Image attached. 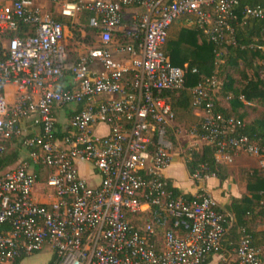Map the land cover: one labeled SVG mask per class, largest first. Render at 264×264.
<instances>
[{
  "label": "built area",
  "instance_id": "obj_1",
  "mask_svg": "<svg viewBox=\"0 0 264 264\" xmlns=\"http://www.w3.org/2000/svg\"><path fill=\"white\" fill-rule=\"evenodd\" d=\"M239 4L75 0L62 15L78 19L89 13V27L99 36L94 47L69 62L61 23L35 0H0V38L7 42L0 59V159L9 141L23 136L20 120L35 116L40 134L25 146L32 164L48 170L46 184L54 195L53 203L39 204L29 165L6 170L0 161V226L11 227L0 234V264L46 250L56 257L54 264H206L220 249L230 224L216 211V201L203 186L195 200L175 196L163 176L177 154L166 141L176 116L163 94L187 85L186 71L173 66L165 50L171 27L182 19L202 26L213 43L227 44L235 35ZM132 7L144 12L126 25L124 14ZM252 20L264 22L260 6L244 8L242 24ZM21 26L31 30L22 36ZM121 34L127 42L115 41ZM67 76L71 85L59 88ZM7 85L17 88L14 106L6 99ZM221 85L212 78L191 90L193 108L203 113L201 133L193 131L191 138L214 145L216 157L229 163L237 153L260 158L261 149L239 134L242 124L215 111L212 96ZM72 105L83 110L58 138L56 109ZM100 125L110 129L108 135L94 133ZM79 159L92 165L98 187L81 178ZM213 176L200 165L191 178L204 185ZM242 234L238 264H264L245 229Z\"/></svg>",
  "mask_w": 264,
  "mask_h": 264
},
{
  "label": "trees",
  "instance_id": "obj_2",
  "mask_svg": "<svg viewBox=\"0 0 264 264\" xmlns=\"http://www.w3.org/2000/svg\"><path fill=\"white\" fill-rule=\"evenodd\" d=\"M247 6H260L264 10V0L240 1L236 11L238 20L232 22L235 28L234 38L230 37L228 43L223 46L213 43L205 35V29L197 23L192 24L189 29L184 28L177 36L173 35L170 37L169 35L165 50L166 55L170 58L173 66L186 71L187 85L185 90L167 92L163 94V97L171 104L176 116V123H183L188 128H191L190 133L193 131L201 133L202 119H198L192 114L193 95L191 90L207 79L214 78L218 80L222 85L219 86L212 96L215 103V111L226 118L239 121L243 126L239 130V134L249 137L251 142L257 145L264 155V49H259L264 47V22L252 20L243 25L246 26L244 29H238L242 24L244 8ZM82 17H85L87 25L79 26L76 24L75 26H70V29L76 39L84 42L83 44L87 48H92L97 42L99 31L89 27V13H84ZM182 20L187 22V19ZM251 22H254L252 30L247 26ZM81 26H85L86 32V36L83 39H81L82 34L77 35L76 33L77 28L81 33ZM30 30L28 26H21L20 32L23 36ZM115 41L117 43L127 42L124 38L121 39L118 36L115 37ZM0 42H2L1 38ZM3 53L4 48L2 43H0V59L4 58ZM240 63L243 64L242 68L239 66ZM193 70H196L197 73H193ZM217 96H222L224 98L223 101L230 105V109L218 103L216 100ZM247 102L256 103L263 110L258 107L248 106ZM81 109L83 107H80L78 110L80 111ZM56 127L58 129V138H63L65 135L63 133H67L68 130L62 129L58 122ZM171 130L167 129L169 141L176 147V151H179L185 157L184 153L187 149L184 150V148L186 146L182 147L178 145L177 135L175 136L173 128ZM188 154L190 156L184 160L191 176L200 165H206L208 172L219 180L226 181L229 178L226 167L221 165L216 158V148L214 145H203L201 148L194 149ZM6 159L5 153L0 159L3 168ZM246 180L249 195L241 199H232L231 204L227 207L229 212L220 209L219 206H217L216 211L224 214L229 224L231 222L234 223L232 230L235 235L234 237L238 239L236 249H238L243 237L242 230L245 229L251 237L253 248L264 256V253L258 249L254 233L251 230V224L256 219L264 218V175L258 172L248 173ZM167 184L175 196H182L188 201L196 199V197L191 195L181 194L168 180ZM10 230L11 227L8 223L0 226V234L9 232ZM39 254L41 253L23 256L16 264H23L27 259H31ZM210 259L206 264H209ZM55 260L56 257L53 255L50 257L48 264H54Z\"/></svg>",
  "mask_w": 264,
  "mask_h": 264
},
{
  "label": "crops",
  "instance_id": "obj_3",
  "mask_svg": "<svg viewBox=\"0 0 264 264\" xmlns=\"http://www.w3.org/2000/svg\"><path fill=\"white\" fill-rule=\"evenodd\" d=\"M75 0H35V5L41 11L51 17L56 22L62 23L65 27V40L63 42L68 55L69 62H74L80 55L84 54L87 46L83 44L81 40L76 39L70 29V26H75L79 24L82 18H68L62 15L63 7L67 4L74 2ZM241 1V0H240ZM255 1V0H254ZM257 1V0H256ZM144 12V9L140 7H132L125 11L124 22L126 25H130L133 18L136 15H140ZM81 24H79L80 26ZM246 25V24H245ZM250 30L254 28V22L247 25ZM189 24L182 20L175 23L170 30V37L173 35H178L184 28H189ZM246 26L240 25L238 29H244ZM84 29V30H82ZM81 39L85 38V26L80 27ZM118 37H123V35H118ZM116 56H118L116 54ZM121 57H116L120 59ZM259 64V63H258ZM239 66L242 68L243 64L240 63ZM94 68L98 72L101 71V67L98 64L94 65ZM71 85L70 76H67L59 88L69 87ZM6 99L10 106H14L19 101V94L17 88L14 85H7L4 88ZM222 96H217L216 100L221 103L225 108L230 109V105L223 101ZM248 106L258 107L256 103H246ZM82 105H72L67 107H58L56 109V120L58 123H62V129H69L71 118L74 114L81 112L78 110ZM264 112V110H263ZM192 114L198 119H202L203 113L199 110L193 108ZM35 116L24 118L20 120V127L23 132V136L15 137L6 144V157L4 161V169L11 170L23 164L29 165V172L37 177L38 183L35 190V199L39 204H51L54 202V195L51 190L47 187V177L48 170L44 167L35 166L32 164L30 159V150L25 146L26 139L32 138L40 134V128L35 123ZM94 133L99 136H106L109 134L110 129L107 126L100 125L94 127ZM191 146L196 147V149L201 148L203 145L198 140H193L189 138ZM219 163L226 167L229 178L226 181H221L217 177L213 176L204 184L200 185L195 183L186 167L185 160L180 155L176 154L174 157L173 164L163 172V176L166 180L170 181L174 188L178 189L183 195H191L196 197L199 194L200 188L205 189V192L212 197L220 209L229 212L227 207L231 204L232 199H241L248 196L247 189V174L248 173H261L264 175V155L262 154L260 158L251 157L245 153H237L231 163L226 162L224 159L216 157ZM79 174L82 179L88 182L92 187H98L100 185L101 179L98 174L94 171L92 165L85 160L79 159L76 162ZM81 167H84L88 171V179H85L81 172ZM234 222V220H233ZM253 222V220H252ZM229 233L226 235L220 249H218L215 254L210 259L209 264H218L220 261L227 260L230 264L236 263V248L238 244V239H236L233 233L234 223L229 225ZM251 230L255 236V243L258 249L264 253V218H258L251 224ZM235 238V239H234ZM42 254V253H41ZM40 256V254L38 255ZM50 257L52 253L50 252ZM24 264V262H23Z\"/></svg>",
  "mask_w": 264,
  "mask_h": 264
},
{
  "label": "rangeland",
  "instance_id": "obj_4",
  "mask_svg": "<svg viewBox=\"0 0 264 264\" xmlns=\"http://www.w3.org/2000/svg\"><path fill=\"white\" fill-rule=\"evenodd\" d=\"M178 22H180V21H178ZM79 24L85 25V26L87 25L85 17H83L81 19ZM79 24H77V25H79ZM189 28H187V29H189ZM76 33H77V35H81V33L78 31V28H77ZM0 43H2L3 47L7 46L6 41H2ZM60 125L62 126V123ZM171 128L174 129L175 136L177 135L179 146H182V147L186 146V148H184V150L191 147V143L189 142L190 141L189 138H191V133H190L191 128H188L183 123L180 124V123H176V122L169 129L171 130ZM166 141H169L167 135H166ZM180 151H181V149H180ZM173 152L177 153L178 155H180L181 157L184 158V156L181 155L179 151H176V147H174V146H173ZM81 172H82L83 177L85 179H88V171H86L84 167H81ZM49 261H50V251L46 250L42 254H40V256H35L31 259H27L24 264H48Z\"/></svg>",
  "mask_w": 264,
  "mask_h": 264
}]
</instances>
